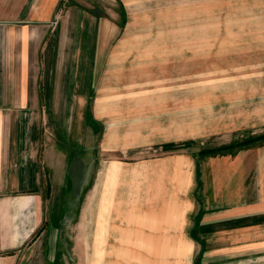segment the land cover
I'll list each match as a JSON object with an SVG mask.
<instances>
[{
  "label": "crops",
  "instance_id": "1",
  "mask_svg": "<svg viewBox=\"0 0 264 264\" xmlns=\"http://www.w3.org/2000/svg\"><path fill=\"white\" fill-rule=\"evenodd\" d=\"M110 1L0 0V264L51 262L82 181L95 201L92 245L110 246L97 264H184L188 246L193 264H264V142L202 157L162 153L136 170L113 163L100 179L98 161L85 160L82 126L93 138L108 119L95 58L122 20ZM221 122L206 134L260 127L264 112ZM127 130L106 128L101 148L134 143ZM72 131L78 150L61 144ZM117 246L130 253L118 258Z\"/></svg>",
  "mask_w": 264,
  "mask_h": 264
},
{
  "label": "rangeland",
  "instance_id": "2",
  "mask_svg": "<svg viewBox=\"0 0 264 264\" xmlns=\"http://www.w3.org/2000/svg\"><path fill=\"white\" fill-rule=\"evenodd\" d=\"M112 3L123 12L122 20L95 58L98 96L104 98L101 110L108 119L99 121L93 138L86 126L81 133L85 160L98 161L97 179L113 163L136 170L143 158L196 153L264 133L262 125L248 133L206 134L224 124L221 121H233L237 112H264V0ZM172 125L178 133L171 132ZM145 126L153 127L150 138H144ZM109 127L131 128L128 134L136 141L128 147L117 144L103 150L99 142ZM60 139L62 145L80 148L75 131ZM167 140L173 142L159 144ZM84 183H76L83 188L80 196L73 198L78 189L68 196L72 207L67 208L60 238L50 247L51 262L46 264H97L98 257L106 262L110 246L92 245L95 201L90 200V183ZM188 247L184 264H193V248ZM117 249L118 258L130 253L128 246Z\"/></svg>",
  "mask_w": 264,
  "mask_h": 264
},
{
  "label": "trees",
  "instance_id": "3",
  "mask_svg": "<svg viewBox=\"0 0 264 264\" xmlns=\"http://www.w3.org/2000/svg\"><path fill=\"white\" fill-rule=\"evenodd\" d=\"M264 142V133L259 134L257 136H247L243 138L240 141H232L228 144L217 146L215 148L212 147H207V148H202L199 149L195 155L197 157H202L204 155H214V154H223V153H233L236 150L247 147L250 145H255V144H261Z\"/></svg>",
  "mask_w": 264,
  "mask_h": 264
}]
</instances>
